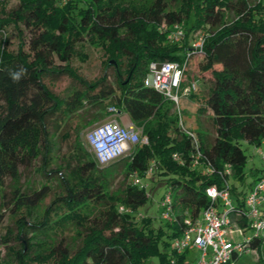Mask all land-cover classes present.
<instances>
[{
	"label": "trees",
	"instance_id": "16d2710c",
	"mask_svg": "<svg viewBox=\"0 0 264 264\" xmlns=\"http://www.w3.org/2000/svg\"><path fill=\"white\" fill-rule=\"evenodd\" d=\"M9 1L0 0V36L11 27L19 45L15 53L0 47L3 198L6 181L18 182L20 168L30 167L37 158L43 162L42 174L53 173L45 174L53 149L48 128L53 116L70 117L89 108L96 112L92 119L100 120L108 116L109 108H115L142 128L148 140L129 157L100 167L76 129L75 177L72 181L61 177L63 194L50 202L41 218L28 224L24 215L17 216V248L12 252L16 264H188L187 251L178 253L172 242L181 235L186 218L215 205L206 189H223L225 184L234 203L232 222L243 233L249 230L243 197L264 171H252L247 182V157L241 144L258 148L264 142V2L151 0L138 5L124 0H13L15 5L9 6ZM226 13L233 15L231 21H226ZM175 24L184 25L185 35L171 43L167 36ZM199 31L205 36L199 72L210 73L211 84L197 112L210 115L215 137L211 142L202 133L195 135L201 159L197 167H191L193 145L179 127L173 103L145 87L143 79L151 62L181 61ZM243 34L255 38L252 48L238 42ZM83 43L98 44L109 56L113 85L107 83L106 75L88 82L71 67L75 59L84 60ZM21 70V78L14 81L11 74ZM62 76L74 82L64 99L46 84ZM174 154L181 162L173 159ZM115 166L131 181L134 175L161 177L165 194L171 195L172 219L160 217L164 223L156 225L149 216L137 217L148 200L142 185H126L119 197H109L98 175ZM225 166L231 169L229 175L224 173ZM49 191L46 186L35 190L15 187L10 190V212L17 215L22 208H35ZM91 206L101 208L92 216ZM68 225L82 236L72 254L62 236L47 240L49 246L44 249H37L30 236L34 233L46 240ZM0 241L6 244L9 240ZM262 243L261 237H252L244 251H258ZM235 258L224 264H233Z\"/></svg>",
	"mask_w": 264,
	"mask_h": 264
},
{
	"label": "rangeland",
	"instance_id": "374dc122",
	"mask_svg": "<svg viewBox=\"0 0 264 264\" xmlns=\"http://www.w3.org/2000/svg\"><path fill=\"white\" fill-rule=\"evenodd\" d=\"M125 2H134L138 5L150 4L151 0H124ZM15 5V1L10 0L9 6ZM226 21H231L233 15L231 13L225 14ZM184 27V25L182 24ZM206 32V30H204ZM203 34L202 32H197ZM238 42L247 48H252L255 42V38L249 34H243L238 36ZM1 40H5L2 43ZM19 45V39L16 36L15 31L9 27L5 29V34L0 36V47L4 48L10 53H15ZM80 53L83 54V59H75L71 63V67L77 71V73L86 79L88 82L94 83L106 75V81L110 85H113V69L107 67L109 56L98 44L83 43ZM203 57L194 56L190 58L189 69L187 72L188 81H196L198 89L193 94L192 99L181 98L179 100V113L180 121L185 130L192 134L202 133L209 141H213L215 137L214 129L211 122V117L208 113H198L197 108L202 107L203 100L207 94V90L211 84L210 73L201 74L199 72V63ZM49 89L59 98L64 99L69 91L74 87V82L67 76H62L56 81H46ZM172 112L176 113L177 108L173 105ZM96 115L95 110H89L85 108L84 111H78L75 115L70 117L53 116L48 120V128L50 132V140L52 144V153L50 154L49 165L45 169V174H49L52 170L53 173L49 176H45L41 173L42 159L37 158L30 167L20 168L21 176L18 182H12L9 179L6 181L5 197L0 196V215L3 222L0 225V239L8 238L6 244L0 241V264H16L13 260L14 248H17V229L15 221L17 216H25L28 224L35 222L42 217L46 207L57 196L63 194L61 177L71 180L75 177L76 167L78 165L77 159L73 154V141L75 139L76 129H80V137L83 145L89 150L86 145L83 135L90 129L104 123L106 117L100 120H93L92 116ZM241 149L247 157V163L244 168V172L247 177V182L251 181L250 173L254 170L264 171V160H262L259 152L264 153V146L258 148L248 145L247 143L241 144ZM130 153H127L123 158L129 157ZM107 166V165H105ZM100 166V167H105ZM56 171H59L57 173ZM262 172H260V175ZM99 181L105 186L107 194L111 198H117L122 192V189L128 185L131 186V177L125 179L119 166L106 169L103 174H99ZM140 184L143 186L148 195L146 204L138 209V218L149 216L154 220L156 225L164 223L160 220V199L163 197L166 191V185L161 182V177L156 174L152 176L140 178ZM72 181V180H71ZM42 186L50 188L49 193L35 208L28 210L22 208L17 215L10 212L12 194L10 190L15 187H21V189H39ZM7 203V205H5ZM92 207V206H91ZM101 206H95L91 208L92 216L97 214ZM123 208L119 206L118 209ZM33 236L37 249H44L49 246L47 240L54 241L61 236L65 238L68 249L72 254L76 248L80 245L82 236L78 229L73 225H68L58 230L55 236H49L48 239H40V235L30 233ZM251 231L247 230L244 233V237L251 236ZM239 233L232 232L227 235V239L232 240L234 243H241L243 238ZM264 240V236L261 237ZM47 242V243H46ZM173 243V242H172ZM236 256L233 260V264H264V243L258 251L247 249L241 254ZM201 260V254L198 251L190 250L186 253L185 261L188 264H199ZM155 262V260H153Z\"/></svg>",
	"mask_w": 264,
	"mask_h": 264
},
{
	"label": "built area",
	"instance_id": "2783aa9c",
	"mask_svg": "<svg viewBox=\"0 0 264 264\" xmlns=\"http://www.w3.org/2000/svg\"><path fill=\"white\" fill-rule=\"evenodd\" d=\"M65 2L66 0H61ZM252 3L264 2V0H248ZM185 35L182 24H175L169 28L167 36L171 43L180 42ZM204 34L195 33L189 44V49L182 56L181 61L151 62L143 79V85L160 93L165 100L173 103L177 108L179 127L191 139L194 153L191 167H197L201 159V153L195 134L185 130L180 121L179 100L189 98L198 89L196 81L187 80L189 62L192 55L203 56ZM118 113L115 108L108 109L105 122L90 129L83 135L84 141L94 156L99 166H105L123 158L127 153H132L138 145H145L148 140L142 134V128L135 127L132 123L121 124L117 119ZM264 146V142L261 143ZM262 160L264 153L259 152ZM173 159L181 162L179 155L174 154ZM207 167V171H211ZM151 170H149L150 174ZM231 169L225 166L224 173L229 175ZM132 185H139L138 176L134 175ZM225 188L210 187L206 189V195L215 205L201 211L197 217H188L184 220V229L181 235L173 241V247L178 253L195 250L200 252L199 264H224L231 260L234 255L241 254L245 250L246 243L252 237L264 236V173L260 179L246 191L243 197L244 212L249 224L252 236L244 237L243 230L238 228L231 220L230 213L233 211V200ZM171 195L165 194L160 202V217L163 221L173 217L171 207ZM124 211V208H120ZM239 233L244 237L241 243H234L227 239L230 233Z\"/></svg>",
	"mask_w": 264,
	"mask_h": 264
},
{
	"label": "crops",
	"instance_id": "0c3cea01",
	"mask_svg": "<svg viewBox=\"0 0 264 264\" xmlns=\"http://www.w3.org/2000/svg\"><path fill=\"white\" fill-rule=\"evenodd\" d=\"M117 119L118 121L121 123V124H128V123H131L130 119L128 118L127 114L124 113V112H120L118 113V116H117Z\"/></svg>",
	"mask_w": 264,
	"mask_h": 264
},
{
	"label": "clouds",
	"instance_id": "9594fccd",
	"mask_svg": "<svg viewBox=\"0 0 264 264\" xmlns=\"http://www.w3.org/2000/svg\"><path fill=\"white\" fill-rule=\"evenodd\" d=\"M22 72H23V70H21V72H15V73H12V74H11L12 79H13L14 81H19V79L21 78Z\"/></svg>",
	"mask_w": 264,
	"mask_h": 264
}]
</instances>
